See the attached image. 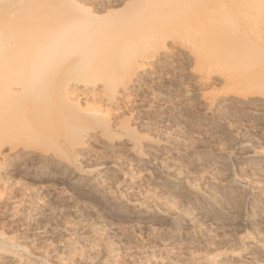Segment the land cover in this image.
Returning a JSON list of instances; mask_svg holds the SVG:
<instances>
[{
    "label": "bare ground",
    "instance_id": "obj_1",
    "mask_svg": "<svg viewBox=\"0 0 264 264\" xmlns=\"http://www.w3.org/2000/svg\"><path fill=\"white\" fill-rule=\"evenodd\" d=\"M0 222V264H264V0H0Z\"/></svg>",
    "mask_w": 264,
    "mask_h": 264
},
{
    "label": "rangeland",
    "instance_id": "obj_2",
    "mask_svg": "<svg viewBox=\"0 0 264 264\" xmlns=\"http://www.w3.org/2000/svg\"><path fill=\"white\" fill-rule=\"evenodd\" d=\"M11 183L14 186H17V185H20L21 186L22 185V182L20 181L19 176L14 177L13 180L11 181ZM26 183H28V182H26ZM25 185H27V184H25ZM4 229H5V227L3 226V223L0 222V230H4ZM220 235L223 236V235H225V233L221 231L220 232ZM121 255H122V259H120L121 258L120 257ZM118 256H119V258H118ZM117 258L119 259V261L124 260V255L123 254H118L117 255Z\"/></svg>",
    "mask_w": 264,
    "mask_h": 264
}]
</instances>
